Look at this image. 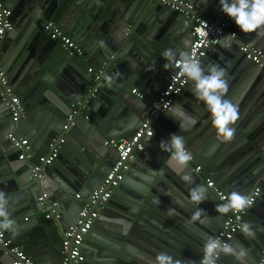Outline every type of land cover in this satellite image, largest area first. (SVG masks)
<instances>
[{
	"label": "water",
	"instance_id": "95a60500",
	"mask_svg": "<svg viewBox=\"0 0 264 264\" xmlns=\"http://www.w3.org/2000/svg\"><path fill=\"white\" fill-rule=\"evenodd\" d=\"M185 1L208 17L225 15L219 0ZM0 3L11 9L14 21L11 32L0 40L2 68L25 107L23 121H30L33 109L40 113L37 121L30 126L23 124L21 129L33 150L42 155L47 154L51 139L64 137L56 160L39 173L32 172L36 162L19 161L18 151L7 139L9 110L0 102V192L5 193L10 203L8 212L16 221L15 232L4 231L3 242L9 243H0V264H12L14 246L36 263L63 264L62 233L75 224L78 211L90 193L102 185L117 158L116 150L103 149L101 142L132 137L145 119L146 109L164 88L165 77L173 71L163 68L166 61L162 53L169 48L178 53L188 51L191 22L152 0ZM46 22L68 35L82 55L69 54L58 41L50 40L44 30ZM225 32L235 33L236 38L219 39L199 62L227 70L225 99L239 110L234 137L228 142L217 139L206 106L196 99L188 82L172 104H180L196 123L186 131L180 130L179 121L165 112L151 121L152 145L142 154L138 152L125 178L99 210L83 239L82 264H147L138 253L154 259L161 251L185 264H196L204 242L215 236L228 214L215 211L222 202L207 187L205 178L214 179L229 194L235 191L248 195L257 183L264 170V72L243 58L238 44L246 43L264 52V37L241 32L231 18ZM217 53L229 61L214 59ZM98 70L112 78V88H106L107 80H103L96 96L79 109L73 125L64 132L71 106L84 99ZM131 87L137 89L141 104L128 99ZM173 134L184 137L186 149L194 156L183 171L159 146ZM195 165L202 166L200 172H194ZM184 174L192 176L191 184L181 180ZM44 181L49 182L46 188ZM196 185L207 192V199L198 206L207 214L193 221L196 206L189 202L188 194ZM45 193L46 198L39 201ZM76 194L79 197L73 198ZM262 197L264 184L258 199ZM51 198L58 204V217L46 219L43 211ZM256 210L249 208L245 216L251 214L259 221L250 225L256 236L253 242L263 244L264 211L258 215ZM27 215L28 223L21 222ZM244 236L237 233L228 243L238 246L236 242ZM248 249L247 264H251L252 252ZM227 258L234 259L222 255L217 264H228ZM233 263L237 264L235 260Z\"/></svg>",
	"mask_w": 264,
	"mask_h": 264
},
{
	"label": "built area",
	"instance_id": "2783aa9c",
	"mask_svg": "<svg viewBox=\"0 0 264 264\" xmlns=\"http://www.w3.org/2000/svg\"><path fill=\"white\" fill-rule=\"evenodd\" d=\"M165 7L166 9L180 14L185 20L191 22L189 28V40L190 46L187 51L190 57L200 61L204 58L206 50L213 44H216L219 39L223 38L226 41L234 40L236 38L235 33L225 32L226 22L228 16H215L208 17L197 11L196 6L185 0H152ZM11 12L0 3V40L1 38L11 30ZM44 30L49 34L51 40L58 41L62 48L69 54L82 55V50L79 46L67 35L59 32L55 29L51 22H46ZM208 32L207 36H201V32ZM238 51L243 58L258 69L264 72V52L254 46L246 43L238 44ZM1 57V53H0ZM177 71L173 69L171 74L165 77V86L160 91L157 99L152 101L148 107L145 119L138 125L136 131L130 138H110L104 141V146L107 148L115 149L117 158L111 166L108 174L103 180L102 185L94 189L89 196L86 203L82 205L76 216V222L73 226H70L62 233V248L64 251L63 264H82L84 257L81 254V246L84 236L91 228L94 220L98 217L99 210L110 199L111 192L116 188L125 174L129 170L131 163L134 161V154L142 152L148 142H150L153 136V129L151 121L158 117L163 111V104L171 101L173 103L174 98L181 90L186 86L184 78H177ZM88 72H92L89 68ZM108 76L103 74V70L94 72V79L91 85L87 88L84 99L77 101L71 106V110L65 119V123L62 127L64 132L68 131L73 125V120L76 117L79 109L83 108L89 99L94 98L99 91L100 85L103 80H107ZM136 97L140 98L136 90L131 91ZM0 102L4 104L9 110L10 115V131L7 134V139L12 146L18 151L17 159L20 161H30L31 149L28 140L20 137L17 134V124L23 117L25 110L21 104L20 99L13 92L12 87L9 84V80L6 73L0 66ZM64 143V137H58L51 139L48 143L47 154L41 155L37 158L35 164H33L32 172L39 173L44 166L51 165L58 157L61 145ZM193 159L189 162L192 163ZM202 169L201 165H195L194 172L198 173ZM207 187L214 190L218 200L222 203L226 202L227 195L216 191L214 183L211 180H205ZM264 184V170L260 175L259 181L256 186L252 188L248 195L253 196L256 200L261 192V185ZM76 198L79 195H75ZM46 198V194H42L39 197V201ZM58 204L54 201H50L44 208V217L46 219L57 218L56 214ZM96 206V207H95ZM249 209V208H248ZM246 209L242 213L229 212L223 219L220 228L215 234V238L224 242L230 241L233 236L241 232V225L244 224L243 218L245 216ZM242 233V232H241ZM4 241V231H0V243L4 245L9 242ZM14 254V260L12 264H38L36 263L24 250L14 246L11 249ZM203 256V252L199 256V260L196 264H200ZM255 264H264V243L261 244L259 249V257Z\"/></svg>",
	"mask_w": 264,
	"mask_h": 264
},
{
	"label": "clouds",
	"instance_id": "9594fccd",
	"mask_svg": "<svg viewBox=\"0 0 264 264\" xmlns=\"http://www.w3.org/2000/svg\"><path fill=\"white\" fill-rule=\"evenodd\" d=\"M221 11L231 18L241 32L253 33L264 37V0H219ZM208 32L202 31L201 36H207ZM166 63L165 70L176 69L177 78H184L185 83L191 82V90L198 101L207 108L212 126L216 129L217 139L220 142L230 141L236 132L235 124L239 119L238 107L225 99L228 92L227 70L219 65L203 66L198 60L190 57L187 52H177L169 48L162 53ZM112 78L107 79L110 87ZM163 111L173 119L179 121L180 130H187L194 125L196 120L191 117L180 104H172L171 101L163 104ZM183 136L173 134L166 141L160 142L162 151L169 153V160L176 168L183 171L193 159L191 153L185 147ZM186 184H191L193 178L190 174L181 176ZM49 182L44 181L43 186L48 187ZM206 190L196 185L189 190V202L196 206V211L191 217L193 221L206 217L204 209L198 206L207 199ZM255 200L253 196L239 192H231L226 202L217 204L215 211L220 215L229 212L242 213L252 207ZM10 203L5 193L0 192V231L15 232L16 221L11 218L8 208ZM241 232L245 237L255 236L250 224L241 225ZM232 256L237 264H247L248 251L243 246L236 247L215 237H209L203 245V256L200 264H217L221 256ZM140 259H147V264H185L182 259L174 258L167 251L159 252L154 259H148L139 254Z\"/></svg>",
	"mask_w": 264,
	"mask_h": 264
},
{
	"label": "crops",
	"instance_id": "0c3cea01",
	"mask_svg": "<svg viewBox=\"0 0 264 264\" xmlns=\"http://www.w3.org/2000/svg\"><path fill=\"white\" fill-rule=\"evenodd\" d=\"M3 5V4H2ZM8 10H10V12H11V9L9 8V7H6ZM23 17V15L21 14V15H19V18L21 19ZM10 20H11V23H12V28H13V23H14V21H13V13L11 12V18H10ZM12 28H11V30H12ZM11 30H10V32H11ZM66 35V34H65ZM68 36V35H67ZM51 40V39H50ZM259 49V48H258ZM261 50V49H260ZM214 59H219V60H225V61H229V59H227V57H225L224 55H221V54H219V53H217V54H215V58ZM3 62H4V60L2 59V61L0 62V66L2 67L3 66ZM3 69V68H2ZM4 70V69H3ZM4 72H5V70H4ZM106 88L108 87V88H112L111 86L109 87V86H105ZM12 89H13V92H14V94H15V91H14V88L12 87ZM132 90H136V92H137V89L135 88V87H131L129 90H127V97H128V99H132V100H134V101H137V103H140L141 104V102H140V98H138V97H136L134 94H132L131 93V91ZM100 95H102V97L104 96V97H106L107 95H105V93H100ZM24 110H25V107H24ZM147 110L148 109H146V113H147ZM26 111V110H25ZM145 113V114H146ZM31 116H30V121H23L24 119L22 118V120H20L19 121V126H18V128H17V134L20 136V137H22V138H25V139H27L28 140V143H29V145H30V149H31V156H32V158H31V162L33 163V162H36V158H38L39 156H41L42 154H39V153H36L34 150H33V147H32V145H31V143H30V141H29V137H27V135H24L25 133H23V131H22V129H21V127H22V125L23 124H26L27 126H30V125H32V123L36 120H38V118H39V111L38 110H35V109H33L32 111H31ZM33 119V120H32ZM8 120H9V125H8V129H9V131H10V129H11V127H10V115L8 114ZM32 120V121H31ZM25 126V125H24ZM101 147L104 149V143H103V141L101 142ZM152 144H151V141L150 142H148L147 144H146V146L145 147H148V146H151ZM65 146H68L67 144L65 145ZM64 146V147H65ZM63 147V148H64ZM68 147H70V146H68ZM62 148V149H63ZM72 149V148H71ZM106 149V148H105ZM107 149H109V148H107ZM141 154L143 153V151L142 152H140ZM111 154V153H110ZM140 154V155H141ZM149 154V153H148ZM136 155H138V153H135L134 154V158L136 157ZM135 160V159H134ZM20 161V160H19ZM126 176V175H125ZM54 177H55V179L57 180L58 178L54 175ZM125 178V177H124ZM260 178V177H259ZM205 180H211L213 183H214V188H215V190L216 191H219V192H222V193H224V194H226L227 195V197L230 195L229 194V192H227V191H225V190H223L221 187H218L216 184H215V181H214V179H212V178H210V177H206L205 178ZM52 181H54V179L52 180ZM258 181H259V179H258ZM258 181H257V183H258ZM257 183L254 185V186H256L257 185ZM263 185V184H262ZM262 185H261V187H262ZM261 193V192H260ZM46 195H47V193H45ZM79 194V193H78ZM77 195V194H76ZM73 198H75V195H74V197ZM51 200L52 201H54V202H56V200L55 199H53V198H51ZM70 208V207H69ZM255 208H257V210H256V213L258 214V215H260V212L261 211H264V198L262 197V198H260V200L257 198L256 200H255V202H254V204L252 205V207H250V209H255ZM67 212H69V209H67L66 210ZM66 211H65V213H66ZM260 211V212H259ZM61 212H63L62 210H61ZM40 215L41 214H39L38 215V217L40 218ZM27 218V219H26ZM29 215H27V216H25V217H23V219H22V221L21 222H23V223H28V220H29ZM255 216H252L251 214L249 215H247L246 214V216L243 218V222L244 223H248V224H255L256 225V223H257V218H256V220H255ZM27 220V221H26ZM40 221H41V218L39 219ZM43 221V220H42ZM41 221V222H42ZM63 221V220H62ZM258 223H259V221H258ZM257 223V224H258ZM256 228H258V227H256ZM47 230H49V227L47 228ZM254 230V229H253ZM241 233V232H240ZM255 238H256V236H255ZM255 238L254 237H251V238H247V237H241V238H239V241H237L236 243L238 244V246H236V247H240V246H243L245 249H247V251L249 250L248 249V247H250V253L252 252V256H254V258H251L250 257V259H251V264H255L256 263V260L258 259V257H259V248H260V246H261V244L262 243H259V240L258 241H256L255 243L253 242V241H255ZM257 240V239H256ZM253 243L254 244H256V245H254L253 246ZM83 244H82V246H81V249L83 248ZM83 250V249H82ZM231 258H233L232 256H230ZM233 260L234 259H229V258H227V260H226V262L228 263V264H234L233 263ZM38 263V262H37ZM39 264V263H38Z\"/></svg>",
	"mask_w": 264,
	"mask_h": 264
},
{
	"label": "flooded vegetation",
	"instance_id": "af4514ba",
	"mask_svg": "<svg viewBox=\"0 0 264 264\" xmlns=\"http://www.w3.org/2000/svg\"><path fill=\"white\" fill-rule=\"evenodd\" d=\"M99 216V215H98ZM88 233V232H87ZM82 244H83V241H82Z\"/></svg>",
	"mask_w": 264,
	"mask_h": 264
}]
</instances>
